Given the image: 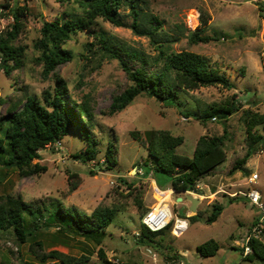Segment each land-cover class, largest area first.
Returning <instances> with one entry per match:
<instances>
[{"label": "rangeland", "instance_id": "1", "mask_svg": "<svg viewBox=\"0 0 264 264\" xmlns=\"http://www.w3.org/2000/svg\"><path fill=\"white\" fill-rule=\"evenodd\" d=\"M5 2L7 0H0V4ZM11 5L13 10L27 9L21 18L23 29L17 39V45L25 50L26 59L23 68L11 75L4 69L0 71V112L3 114L15 101L25 103L27 96H35L43 102V93L54 90L55 82L42 79L41 67L34 61L39 56L35 43L41 38L46 22L82 14L77 3L60 0H32L30 3L11 0ZM139 9L143 27L148 26L145 17L154 16L161 22L155 35L159 44L163 43L168 51H187L206 57L236 88L212 86L190 93L178 92L177 103L169 106L141 95L123 111L109 114L113 97L131 82L119 61L105 55L98 34L102 32L111 47L122 54L127 51L139 54L147 60L151 70H159L163 65L154 63L159 49L151 38L133 32L130 9L122 7L120 16L124 27L98 18L91 25L94 32L91 29L78 32L64 45L65 50L73 53V59L58 70L67 82L69 95L78 102L86 99L93 107L92 133L98 142L97 159L82 163L72 157L86 146L85 141L71 131L61 141V147L42 151L40 163L47 167L44 174L22 177L11 167H0V196H21L25 202L37 206L54 202L64 209L74 207L86 213L98 207L117 209L113 223L99 232L100 243L54 226L35 233L36 239L44 243L46 252L58 250L76 257L87 255L89 264H260L245 261L246 255L242 253L259 212L240 192L247 190L251 175L258 174L255 188L264 197V142L243 171H230L249 149L246 112L264 114V0H142ZM203 16L208 24L200 36L207 41H193L191 36L201 26ZM14 24L12 11L0 10V35L11 30ZM126 59L133 70L140 66L139 58ZM233 95L237 96L238 112L225 120L199 119L204 110L226 104ZM225 128L228 130L227 160L198 181L202 189L198 192L202 196L191 195L199 200L197 217L191 219L195 214L189 211L188 195L163 190L153 174L145 175V164H151L152 160L133 133L145 137L149 131L162 130L181 136L184 142L177 153L193 157L202 136L220 137ZM256 132L264 135V124L259 125ZM111 143L115 160L112 166L105 163V153ZM159 179L164 183L170 177L159 176ZM73 184L77 188L71 191ZM169 187L170 182L163 188ZM179 197L183 198L182 202L177 201ZM235 198L239 200L231 201ZM164 200L172 210L173 221L185 220L188 229L175 236L169 227L152 235L154 244H144L138 237L143 219ZM215 203L223 205L222 214L215 223L206 224ZM27 222L31 225L30 216ZM210 239L220 245L217 254L213 257L199 255L197 247ZM29 246L20 244L12 230L0 232V264H38Z\"/></svg>", "mask_w": 264, "mask_h": 264}, {"label": "trees", "instance_id": "2", "mask_svg": "<svg viewBox=\"0 0 264 264\" xmlns=\"http://www.w3.org/2000/svg\"><path fill=\"white\" fill-rule=\"evenodd\" d=\"M77 3L82 9V14H70L66 18L46 22L41 29V38L35 43L34 49L39 52L35 58L41 67V77L44 80L55 82L54 90L43 93V102L35 96H27L25 103L15 101L3 114L0 112V167L17 170L22 177L44 174L47 167L40 163L43 158L42 151L56 146L57 141H62L69 133H77L84 141L85 148L76 152L72 157L82 163L95 161L98 157V142L92 133L94 128V110L88 100L78 102L69 95L66 80L59 74V68L73 59V53L65 50L64 45L74 35L86 29L98 19H104L116 27H124L125 23L120 16L122 7L130 9L133 16L131 29L137 36H147L159 49V56L154 61L163 64L161 69L153 70L147 67V60L136 52H118L113 49L109 39L101 32L97 35L101 49L107 57L119 61L120 66L127 74L131 84L124 91L113 97L109 114L114 115L126 109L137 97L145 95L155 98L165 106L175 105L178 92L190 93L203 87L220 86L227 90L235 89V85L214 68L209 60L193 52L168 51L163 43L159 44L155 35L161 28V22L154 16L143 18L146 27L142 26L140 5L142 0H60ZM11 12L15 24L11 30L0 35V71L5 70L7 75L21 69L25 63V50L17 45V39L23 29L21 18L27 12L26 8L17 7L13 10L11 0L0 4V10ZM205 16L201 18V26L192 34L194 41H207L201 37V32L207 26ZM94 32V30H92ZM125 54V55H124ZM139 58L140 66L133 70L126 59ZM264 73V67H263ZM237 96L224 105L210 106L204 110L199 119L225 120L228 116L239 111ZM246 134L249 149L245 157L233 165L230 173L243 171L250 157L256 153L260 144L264 142V135H259L256 128L264 124V114L246 112ZM228 130L225 128L222 136H202L196 143L193 157L177 153L183 144L181 136H173L168 131H149L142 137L133 133V136L146 149L151 164H145V175L153 174L157 185L163 190H174L176 193L185 194L187 191H199L198 181L211 173L215 168L224 164L228 153L225 141ZM114 145L111 143L105 153L106 165H115L113 155ZM105 165V164H104ZM98 168L99 166L98 162ZM108 167V166H107ZM110 169V168H108ZM183 172V173H182ZM95 175V172H90ZM161 177H170L162 183ZM123 182L125 180H122ZM171 183V187L163 188ZM77 185H71L70 190H76ZM242 198V197H241ZM239 198L231 201H238ZM223 205L215 203L206 219V224L215 223L221 216ZM117 209L98 207L92 213L79 211L74 207L64 209L61 205L51 203L34 205L25 202L21 196H0V232L12 230L20 244H29L31 254L38 264H89L90 257H80L62 253L58 250L46 252L44 243L36 239L35 233L41 229L57 227L60 231L72 232L78 237L101 242L99 232L109 227L117 214ZM31 217V225L27 222ZM197 215L191 217L195 219ZM258 217L253 226L256 225ZM170 223L168 228H172ZM163 231V230H161ZM157 231V232H161ZM157 232L150 231L142 224L139 241L144 244H154L152 235ZM252 254L244 256L248 262L264 264V242L252 239L250 242ZM220 249L214 239H210L197 247V252L203 257H213ZM101 251V250H100ZM242 253L244 251L242 249ZM100 255L105 258L103 252ZM109 264V263H108Z\"/></svg>", "mask_w": 264, "mask_h": 264}, {"label": "built area", "instance_id": "3", "mask_svg": "<svg viewBox=\"0 0 264 264\" xmlns=\"http://www.w3.org/2000/svg\"><path fill=\"white\" fill-rule=\"evenodd\" d=\"M25 3H30L32 0H23ZM1 62V58H0ZM215 119V118H213ZM62 143L60 141L56 142V147H61ZM259 176L258 174H252L248 180V188L245 192H240L249 202L254 205L259 212L258 221L256 225L252 227L248 233L245 246L243 247L244 255L252 254V249L250 247V242L252 239L260 240L263 242L264 237V197L262 194L255 188L258 184ZM198 190H202L198 186ZM198 191H187L186 195H196L198 197L202 196V193ZM172 223V233L175 236H180L188 229V223L180 218H177L173 221V214L171 208L162 202L157 207L151 209L143 219V224L152 232L161 231L167 229L169 224ZM113 264H119L118 262H113Z\"/></svg>", "mask_w": 264, "mask_h": 264}, {"label": "water", "instance_id": "4", "mask_svg": "<svg viewBox=\"0 0 264 264\" xmlns=\"http://www.w3.org/2000/svg\"><path fill=\"white\" fill-rule=\"evenodd\" d=\"M183 173V172H182ZM199 194V193H198ZM200 195V194H199ZM188 200L191 202V207L189 209L190 212H193L195 215L197 213V206L199 204V200L197 198H193L191 195H188ZM178 202H182L183 198L179 197L177 199ZM184 214L187 213V210H184Z\"/></svg>", "mask_w": 264, "mask_h": 264}, {"label": "bare ground", "instance_id": "5", "mask_svg": "<svg viewBox=\"0 0 264 264\" xmlns=\"http://www.w3.org/2000/svg\"><path fill=\"white\" fill-rule=\"evenodd\" d=\"M195 18H196L195 20L197 21V16H196ZM197 22H198V21H197ZM164 202H165V201H164Z\"/></svg>", "mask_w": 264, "mask_h": 264}, {"label": "crops", "instance_id": "6", "mask_svg": "<svg viewBox=\"0 0 264 264\" xmlns=\"http://www.w3.org/2000/svg\"><path fill=\"white\" fill-rule=\"evenodd\" d=\"M165 200H166V199H165ZM165 200H164V201H165Z\"/></svg>", "mask_w": 264, "mask_h": 264}]
</instances>
